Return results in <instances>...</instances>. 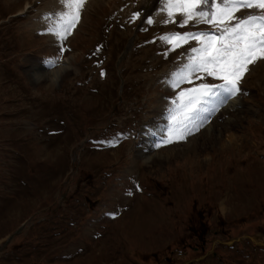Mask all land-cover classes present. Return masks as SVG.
Masks as SVG:
<instances>
[{
  "label": "rangeland",
  "instance_id": "obj_1",
  "mask_svg": "<svg viewBox=\"0 0 264 264\" xmlns=\"http://www.w3.org/2000/svg\"><path fill=\"white\" fill-rule=\"evenodd\" d=\"M161 7L86 0L72 34L58 41L45 32L57 17H44L62 10L60 0H0V264H264L262 60L246 74L248 95L232 120L221 111L181 142L157 141L150 151L166 160L146 164L133 149L144 122L157 123L162 102L171 105L178 89L164 76L195 42L171 53L159 37L210 27L165 24ZM53 56L71 57L75 71L49 91L30 72ZM209 123L214 140L199 137ZM130 167L144 191L105 214L100 200L115 206L110 181Z\"/></svg>",
  "mask_w": 264,
  "mask_h": 264
},
{
  "label": "snow or ice",
  "instance_id": "obj_2",
  "mask_svg": "<svg viewBox=\"0 0 264 264\" xmlns=\"http://www.w3.org/2000/svg\"><path fill=\"white\" fill-rule=\"evenodd\" d=\"M60 2L62 10L49 13L44 19L48 21L52 16L57 17L54 23L48 24L45 32L63 41L79 23L86 0ZM241 9L260 11H250L247 15L239 16L237 13ZM160 12L167 14L168 19L163 21L165 24L178 23L183 28L190 24L205 23L210 28L183 33L170 32L159 37L171 45L169 51H175L189 41H196L197 46L190 47L186 62L169 73L166 83L178 91L172 100L173 107L169 109L167 135L161 137V141L156 144L157 148L183 141L193 131H198L207 119L205 116L199 121H192L193 114L201 110L200 105L208 103L209 97H215L218 103L204 111H216L229 98L242 92L241 83L251 66L264 60V0H162ZM177 16L182 19L178 20ZM138 18H141V13L134 12L132 20ZM155 22L151 15L146 19L148 25ZM64 50L61 46L60 51ZM100 51L101 46H98L96 52ZM58 58L49 57V62L54 63ZM100 74L103 76L104 72ZM208 77L222 83L204 82ZM185 83L191 86L181 87ZM104 143L114 147L118 138ZM128 194L131 195V191Z\"/></svg>",
  "mask_w": 264,
  "mask_h": 264
},
{
  "label": "bare ground",
  "instance_id": "obj_3",
  "mask_svg": "<svg viewBox=\"0 0 264 264\" xmlns=\"http://www.w3.org/2000/svg\"><path fill=\"white\" fill-rule=\"evenodd\" d=\"M18 12H22V11H18ZM256 64H259L258 62L256 63ZM262 68L260 69L262 72H264V60H262V63L261 64H259ZM253 67V66H252ZM38 68V65L37 66H33L32 68H31V72H30V75H31V77L33 78V73H40V71H39V69H37ZM241 99H242V97H241V95L240 94H238L237 96H235V97H231V98H229L223 105H221V106H219L218 108H217V110L216 111H214V112H212V117L210 118L209 116H206V115H204V117L206 116L207 117V119H206V121H212V123H214V121H216L217 120V117H218V115H220V113L222 114V112H224L223 114H229V116H231V117H228V121H230V120H232V116L236 113V112H238L239 110H240V106H241ZM210 101V105H211V108L213 107V105L214 104H217L218 102H217V100L216 99H214V100H209ZM244 106V105H243ZM244 109V108H243ZM222 111V112H221ZM241 112V111H240ZM239 112V113H240ZM218 114V115H217ZM238 116V115H237ZM200 119V118H199ZM202 119V118H201ZM235 120V119H234ZM239 120V119H238ZM237 121V120H236ZM212 123H209L208 124V126L206 127V128H204L206 131H205V133H204V131L203 132H200V134H199V137H202L203 139L204 138H211V139H213L214 140V137H213V135L214 134H212L213 132H212V130H211V128H212ZM227 124H228V122H227ZM205 126H206V124H204ZM232 126V125H231ZM224 129V128H223ZM225 131V130H224ZM203 134V135H202ZM209 134V135H208ZM144 136H145V138H146V140H145V144L143 145V146H140L139 148H138V150H137V152H139V155H141L142 157H143V159H144V161L146 162V164L147 163H151V162H153L156 158H159L160 160H166L167 159V157H166V155L165 156H162L161 154H154V153H152L151 151H149V147H148V144H147V142H152V141H154L155 139H154V137L155 136H157V135H155V134H153L152 133V131H150L148 134H143ZM235 135V134H234ZM222 136V135H221ZM228 137H230L229 139H228ZM232 135H227V139L228 140H230V141H233L232 140ZM234 137V136H233ZM156 138V137H155ZM215 138H218V137H215ZM198 138H195V136H194V138H192L191 139V141H194L195 140V142H196V140H197ZM218 141V140H217ZM191 143V142H190ZM172 151V150H171ZM138 154V153H137ZM142 159V160H143ZM258 238V237H257ZM256 238V239H257ZM255 239V241H257ZM257 242H261V243H264V237L263 238H261L260 240H258Z\"/></svg>",
  "mask_w": 264,
  "mask_h": 264
},
{
  "label": "clouds",
  "instance_id": "obj_4",
  "mask_svg": "<svg viewBox=\"0 0 264 264\" xmlns=\"http://www.w3.org/2000/svg\"><path fill=\"white\" fill-rule=\"evenodd\" d=\"M43 63L47 69L44 73H33V80L37 85H41L42 81H46L42 86L49 91H53L60 86V83L69 71H75L71 57H59L54 63L49 62V57H44Z\"/></svg>",
  "mask_w": 264,
  "mask_h": 264
}]
</instances>
